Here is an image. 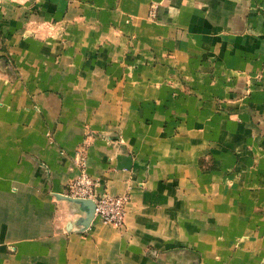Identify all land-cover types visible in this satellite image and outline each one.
<instances>
[{
    "label": "crops",
    "instance_id": "obj_1",
    "mask_svg": "<svg viewBox=\"0 0 264 264\" xmlns=\"http://www.w3.org/2000/svg\"><path fill=\"white\" fill-rule=\"evenodd\" d=\"M0 264H264V0H0Z\"/></svg>",
    "mask_w": 264,
    "mask_h": 264
},
{
    "label": "built area",
    "instance_id": "obj_2",
    "mask_svg": "<svg viewBox=\"0 0 264 264\" xmlns=\"http://www.w3.org/2000/svg\"><path fill=\"white\" fill-rule=\"evenodd\" d=\"M156 16V5L152 3L149 7L148 17ZM80 167L77 177L69 181L64 189L63 195L70 198L91 199L95 204L94 218L103 224L122 229L125 223L126 207L129 202L128 195H113L107 190L99 192L98 179L92 178L84 169L85 160L80 151L74 152Z\"/></svg>",
    "mask_w": 264,
    "mask_h": 264
},
{
    "label": "water",
    "instance_id": "obj_3",
    "mask_svg": "<svg viewBox=\"0 0 264 264\" xmlns=\"http://www.w3.org/2000/svg\"><path fill=\"white\" fill-rule=\"evenodd\" d=\"M62 197L80 205L81 209L85 212V217L81 221V226L84 229L87 228L94 218V210H95L94 202L91 199L70 198L64 195Z\"/></svg>",
    "mask_w": 264,
    "mask_h": 264
}]
</instances>
